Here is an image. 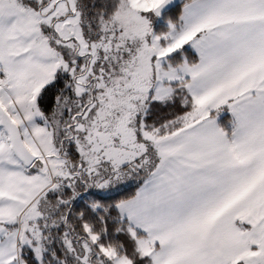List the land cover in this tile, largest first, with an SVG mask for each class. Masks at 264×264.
<instances>
[{"label":"snow or ice","instance_id":"6c2138e0","mask_svg":"<svg viewBox=\"0 0 264 264\" xmlns=\"http://www.w3.org/2000/svg\"><path fill=\"white\" fill-rule=\"evenodd\" d=\"M0 264H264V0H0Z\"/></svg>","mask_w":264,"mask_h":264}]
</instances>
